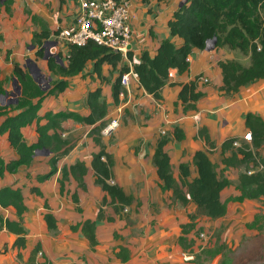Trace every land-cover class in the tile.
Returning a JSON list of instances; mask_svg holds the SVG:
<instances>
[{
  "label": "trees",
  "instance_id": "trees-1",
  "mask_svg": "<svg viewBox=\"0 0 264 264\" xmlns=\"http://www.w3.org/2000/svg\"><path fill=\"white\" fill-rule=\"evenodd\" d=\"M140 1L147 4L152 0ZM13 3V0H0V8H3L7 16L12 15ZM23 13L33 27L29 45L36 48L35 57L45 60L49 73L58 79L53 80L49 89L44 91L29 70H24L18 63L12 64L11 75L20 86V94L16 104L0 103V136L7 135L9 147L17 155V159L5 163L0 158V177L4 172L16 173L21 166L29 167L33 158L36 157L35 153L43 151L42 155L48 156L50 169L44 174L36 175L34 181L36 184L48 181L56 175L59 161L72 148L71 140L63 136L64 129L61 124L70 120L92 126L88 137L92 139L97 151L91 155L90 168L94 185L99 187L105 195L101 199L95 220L84 219L70 229L73 232H79L87 242L89 250L94 252L99 244L96 234L98 224L103 221H114L113 218L105 216L104 207L112 206L113 213L117 216L120 211L131 207L134 203V198L126 195L123 189L114 183L113 159L106 152V146L102 142L101 131L108 124L105 120L107 106L102 99V88L97 87L87 93L85 106L88 112L85 115L67 111L56 113L48 111L40 115V110L45 99L57 97L67 89L66 78L80 75L88 65H91L90 77L93 74L96 75L101 83L106 81L102 76L104 66H108L111 72L118 70V77L111 85V98L117 106L121 90L120 76L128 71V67L122 63L120 54L113 53L92 41L84 46L67 45V54L63 57L60 53L48 56L44 45L59 31L50 30L47 22L26 6ZM167 29L170 38L162 40L153 55L143 50L138 62L133 65L139 86L154 100L160 101L161 90L165 86L172 85L169 82L170 70H175L178 74L187 72L190 66L187 58L192 50H204L210 41H214V47L226 48L248 59L247 64L237 60L218 63L222 76L219 91L225 96L232 97L241 88L264 79V0H186L173 12L167 22ZM171 38H178L180 44L176 45L170 40ZM55 56L60 61L64 59L65 62L60 64ZM127 59H132L130 52L127 54ZM201 77L197 76L185 84H178L180 90L177 99L183 106L184 112L196 110L197 101L203 97V93L198 91ZM5 94L4 83L0 79V96ZM244 120L245 127L251 134L250 144L240 143L237 138H229L220 146L222 155L229 153L227 157L223 156L222 165L226 168L243 169L238 173L235 182L217 173L208 156L215 145L210 141L204 128L198 131V137L204 141L207 149L196 151L191 162L173 167L165 147L171 140L180 142L184 139L183 132L173 128L170 136L165 134L158 138L151 158L160 190L170 191L173 199L182 207L193 204L211 220L222 218L227 214L226 205L221 200V193L226 188L233 187L239 192V195L232 199L237 203L264 198V174L250 166L259 156V149L264 146V122L253 114H247ZM32 124H35L36 138L33 143L28 144L24 140L22 129ZM234 143H238L237 146H239H234ZM46 152L47 155H45ZM191 165L196 170V176L192 179H190ZM174 173L178 174L180 184L174 178ZM86 174L87 167L81 161L62 166L57 180L59 194H69L65 186L70 178L76 182L78 190L86 192ZM29 178L30 176L27 175V179ZM29 192L38 198H44L37 186H32ZM70 200L76 205L79 204L76 190L70 194ZM43 208L45 213L42 215V220L46 229L54 232L57 229V220L50 213L45 199ZM8 209L14 211L16 220L5 218L0 212V231L5 230L14 236L11 248L18 252L16 257L20 260V251L26 249L23 215L27 212L20 187L7 185L0 188V211ZM76 211L82 212L79 206ZM188 219V223L180 224V236L177 238L178 245L185 251L191 250L196 244L195 217L189 215ZM38 254L43 255L40 244H36L29 252L25 264H40L37 260ZM113 256L121 264H127L130 261V251L123 245L117 246Z\"/></svg>",
  "mask_w": 264,
  "mask_h": 264
},
{
  "label": "crops",
  "instance_id": "crops-1",
  "mask_svg": "<svg viewBox=\"0 0 264 264\" xmlns=\"http://www.w3.org/2000/svg\"><path fill=\"white\" fill-rule=\"evenodd\" d=\"M13 1L12 15L7 16L4 13L5 17L0 20V22L4 21L6 24V27L3 28L0 24V34L2 35L1 41L8 43L6 44L7 47H9L10 43L5 39L6 34H10L11 41L13 42L14 40H12V37L15 31L21 33L22 28H30L31 32L33 30L30 21L23 13L25 6L45 20L52 31L56 30L58 27L64 28L72 23L75 9L73 0H58L59 2L53 0V13L50 15L48 14L49 10L44 5H40L37 0ZM128 1L130 2L132 15L131 25L133 30L130 43L132 59L128 60V62L134 65L138 62L143 50H147L153 55L158 44L162 40L170 38L167 22L171 18L173 12L178 9L182 0H152L147 4L141 3L140 0ZM1 9L3 10V8ZM8 29H10V31ZM170 40L176 45L180 44L178 38H171ZM211 47L212 50H192L189 56L190 66L187 72L178 74L175 70H170L169 82L172 85L165 86L161 90L160 101L154 100L152 96L145 93L143 88L139 86V83L133 82L131 84L132 95L128 97V101L125 100L123 107L124 115L126 114L128 116L126 122L110 134V136L113 135L111 140L106 139L110 136H102V142L106 146V152L110 154L113 159L112 172L114 183L118 184L126 195H131L134 198V203L129 207L130 209H133L137 202L142 203L143 208L146 209L149 208V204L151 203L162 207V191L160 190L156 172L151 162L155 144L160 137L161 130L170 136L171 130L173 128H178L184 134V139L182 141L177 142L171 140L165 147L173 167H178L181 163L191 162L192 156L196 151H204L207 149L204 141L198 137V131L204 128L210 141L215 145V148L208 154L210 160L214 165L219 166L223 170L227 169L226 172H228V170L233 168H226L222 165L223 156L227 157L229 155V153H225L224 155L221 154L220 146L222 143L229 138H237L238 140L243 138L244 134L248 132L244 120L247 114L256 115L264 122V79L241 88L239 92L232 97L225 96L219 91V87L222 85V76L218 63L237 60L247 64L248 59L242 58L238 56V53L227 50L226 48H217L213 47V45L207 46V48ZM61 50L64 51L63 53L65 56L67 54V48L65 47L63 50L62 46ZM12 58L15 59L16 55ZM16 62L18 61L13 63ZM122 63L125 64V62ZM90 75L91 65H88L80 75L66 78L68 87L59 95L61 97L59 100L62 101L60 102L58 100L60 105L52 107V101L49 100L50 98L48 97L42 104L40 115L48 111L53 113L67 111L85 115L88 112L85 106L87 93L97 87H101L102 99L107 106V116L105 120L109 122L118 108V105L116 106L111 98V85L118 77V70L111 72L108 66H104L102 68V76L106 81L103 83L97 79L96 75L93 74L92 77H90ZM197 76H202L207 80V82L199 81L198 83V91L203 93V97L197 101L196 110L184 112L183 106L177 99L180 90L178 84H185ZM61 125L64 129L63 136L70 140L73 137L71 140L72 148L69 153L59 161L56 175L42 184H36V186L39 187L43 196H45L44 198L49 207V211L54 216L71 218L76 215V210L79 206L82 212L77 214L79 216L83 215V210L85 213L81 221L84 219L95 220L96 213L100 208L101 199L105 194L99 187L94 185V177L90 168L91 155L97 151L92 139L87 137L92 126L74 123L70 120L63 122ZM22 135L26 143H33L36 138L35 124L22 129ZM139 141L142 142V146L138 152L135 153L134 146ZM0 158L5 163L17 159V155L9 147L6 134L0 136ZM48 161V156L40 155L33 158L29 167L21 166L18 168L17 172L13 174L4 172L0 177V188L7 186L3 183V178L7 179L14 175L18 178L23 177L26 181H29V179L34 180L36 175L44 174L49 171L50 167ZM76 161L83 162L87 167V174L85 176L87 190L86 192L78 190L76 182L70 178L65 186V190L68 191L69 194L67 195L64 193L60 195L57 182L60 168L64 165L69 166ZM190 172L192 178H194L196 176V170L192 165L190 166ZM27 175L30 176L29 179H27ZM229 180L233 181L232 179ZM15 187L17 186L15 185ZM75 190L79 197V204L77 205L70 200V194ZM224 192L232 193L234 197L239 195L231 187L226 188L221 193L222 201H225V199H223ZM34 198L36 199H33L30 208L26 205V201L24 200L27 212H29V209L33 213L38 211L40 199L35 196ZM43 204L44 202H42V208ZM87 208H90L88 213L85 212ZM110 209L112 208H109V210ZM104 210L105 216L108 217L107 207H104ZM3 211L7 212L13 210H1V214ZM124 212L127 213L128 208L125 209ZM113 214L109 215V217L113 218L115 223L120 225V228L124 227V220L120 222L117 221V219H115L116 215ZM24 215L23 227L27 236ZM149 216L156 220V224L167 229V224H163V219L165 217V212L163 210L160 214L152 210ZM10 220H16L15 215ZM103 224L113 225V223L107 221L98 224L96 229L98 243H100L99 240H102V238L98 237V231L99 227L103 226ZM161 231L163 233L165 232L164 229ZM78 235L82 238L79 232ZM30 242L31 241L28 240L26 248L29 246ZM84 242L86 241L84 240ZM36 244L41 245L43 243L37 242ZM41 250H43L42 245ZM47 255H50L49 252ZM44 259L45 262L40 264L47 263V259L45 257Z\"/></svg>",
  "mask_w": 264,
  "mask_h": 264
},
{
  "label": "rangeland",
  "instance_id": "rangeland-1",
  "mask_svg": "<svg viewBox=\"0 0 264 264\" xmlns=\"http://www.w3.org/2000/svg\"><path fill=\"white\" fill-rule=\"evenodd\" d=\"M37 1L49 10V15L53 13V0ZM55 1L59 2L58 0ZM73 3L75 6L76 0H73ZM4 17V12L0 8V20ZM0 24L2 28L6 27L4 21ZM60 29L62 28L58 27L54 31ZM8 30L10 31V29ZM21 30V33L19 31L14 32L13 42L10 34H6L5 39L10 43L9 47L6 46L8 43L0 41V72L6 90V98L1 100L3 105L11 104L18 97L17 84H13L14 78L11 75V66L15 61H18L16 63H19L24 70L30 71L44 91L49 89V85L53 80L58 79L47 71L45 60L35 57L36 48L29 45L30 28H22ZM212 45L214 47V41L207 44V46ZM62 46L64 50L66 47L64 41L54 37L50 38L45 43L47 55L60 53L63 57ZM208 50H212V47ZM15 55L16 58H12ZM238 56L240 55L238 54ZM56 59L60 64L65 62L64 59L62 61ZM49 98L52 101V107L60 105L58 103L60 96ZM114 114H117V112H114ZM121 117L122 126L128 116L124 115L123 111ZM112 138L113 135L106 139L111 140ZM239 142L249 145L251 141L246 142L242 138ZM141 146L142 142L139 141L134 146L135 153L138 152ZM258 153L259 156L250 166L255 171L264 174V146L259 149ZM42 154L44 153H38L37 156ZM214 166L219 175L232 179V182H235L238 173L243 170L242 168H233L226 172L227 169L223 170L217 165ZM174 178L180 184L177 173H174ZM190 179H192V176ZM3 183L20 187L26 205L30 208L33 199H36L29 192L32 186H36L34 180L29 179V181H26L23 177L18 178L14 175L7 179L3 178ZM231 188L235 190L233 187ZM236 193L239 194L238 191ZM233 198L232 193L224 192L223 199L225 201L223 202L226 205L227 214L222 218L211 220L197 210L193 204L182 207L173 199L170 191L162 192V207L151 203L149 208L146 209L143 208L142 203L137 202L133 209L128 208L127 213L123 210L115 217L119 222L124 220V227L120 228V225H117L115 221L109 222L113 223L112 226L110 224H108L109 226L106 224L100 226L98 237L102 240H99L100 243L94 252L89 250L87 243L78 235V232H73L70 229L81 221L85 215L84 210L81 216L77 213L71 218L55 216L57 229L54 232L48 231L42 220L45 210L41 205L45 198H39L40 203L37 214L29 209V212L24 215L25 226L27 227L26 243L28 240L31 242L25 250L20 251V260L16 257L18 252L11 248L13 236L4 230L0 231V264H25L30 250L37 242L43 243L41 244L43 255L38 254V262L44 263L45 257L47 259L46 264H121L113 256L119 245L126 246L130 251V261L127 264H264V198L242 203L234 202ZM109 208H112V206H107L108 217L113 214V210H109ZM89 210L90 208H87L85 212L88 213ZM152 210L157 214H160L162 210L165 212L163 224H167V229L156 224V220L149 216ZM2 214L5 218L10 219L14 216L13 211H3ZM189 215L195 217V242L199 243L200 234H205V241L202 242L204 249L195 255L194 260L191 263H184L180 253L185 250L178 245L177 238L180 236V224L188 223ZM163 229L165 230L164 233L161 231ZM48 252L49 256L47 255Z\"/></svg>",
  "mask_w": 264,
  "mask_h": 264
},
{
  "label": "built area",
  "instance_id": "built-area-1",
  "mask_svg": "<svg viewBox=\"0 0 264 264\" xmlns=\"http://www.w3.org/2000/svg\"><path fill=\"white\" fill-rule=\"evenodd\" d=\"M131 10L128 0H76L72 23L59 30L56 39L64 41L67 45L84 46L89 41L103 46L113 53L121 55L128 67V71L120 76L121 90L119 92V105L110 122L102 129L101 135L108 137L121 125V114L125 100L132 95L133 82H137V74L133 70V64L128 62L127 54L130 52V43L133 36L131 25ZM51 37V38H53ZM189 61V57L187 58ZM200 81L207 82L203 77ZM160 134H165L163 130ZM244 141H251L250 132L243 136ZM234 146H237L234 143ZM251 174V172H248ZM205 234L199 235V243L189 251L181 252L184 263H191L195 255L204 249Z\"/></svg>",
  "mask_w": 264,
  "mask_h": 264
},
{
  "label": "water",
  "instance_id": "water-1",
  "mask_svg": "<svg viewBox=\"0 0 264 264\" xmlns=\"http://www.w3.org/2000/svg\"><path fill=\"white\" fill-rule=\"evenodd\" d=\"M185 1H186V0H182L180 6H181L183 3H185ZM180 6H179V7H180ZM44 46H45V45H44ZM206 49H208V48L206 47ZM46 53H47V52H46ZM48 56H50V54H48ZM55 58H58V57L56 56ZM13 82H14V83H13L14 85L17 84V81H16L15 79H13ZM37 84H38V83H37ZM17 94H18V96H19V94H20V86H18V85H17ZM4 98H6V94H5L4 96H0V103H1V100L4 99ZM16 103H17V99H15L11 104H16ZM38 153H43V151H42V152H36V153H35V156H37ZM47 154H48V153L46 152L45 155H47Z\"/></svg>",
  "mask_w": 264,
  "mask_h": 264
}]
</instances>
